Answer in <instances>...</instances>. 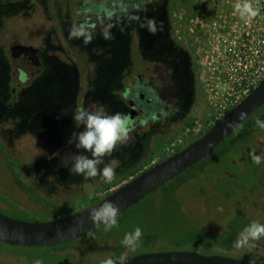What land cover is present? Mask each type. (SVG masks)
<instances>
[{"label": "rangeland", "instance_id": "374dc122", "mask_svg": "<svg viewBox=\"0 0 264 264\" xmlns=\"http://www.w3.org/2000/svg\"><path fill=\"white\" fill-rule=\"evenodd\" d=\"M4 2L0 0V10L2 5L12 10L20 6V4L8 6ZM66 4L65 8L62 5L55 6L56 13L63 10L69 12L72 5ZM16 25L21 27L23 33H27L23 38L28 39L34 36L28 25L22 26L18 23ZM90 34L93 38L96 37L95 40L93 39L94 43L105 40L106 53L101 58L103 63L101 71L90 72L87 61L79 66L78 78L62 77L61 74H57L60 72L56 71L55 74L51 68L52 65L45 62L41 75L25 85H18L8 78H3V73L0 72V109L4 115L11 117L20 115L16 128L24 133L15 144L20 147H29L26 151L27 157L23 159H28L32 144L41 143L39 137L47 133H55L57 126H61V130H67L73 123L68 88L78 85L81 93L86 94L89 91L98 98L111 101L121 72L120 67H125L124 35L117 38L103 29H96ZM77 38L84 45L88 44L95 48V44L90 41L89 33L84 31ZM197 58V79L201 89L198 110L192 114L190 121L173 130H168L166 126H153L151 131L148 130V138L124 145L121 152H127L126 159L116 167L117 171L124 169V174L102 186L101 190L123 184L146 166L172 154L201 136L216 121L211 118L214 110L207 114L202 112L205 109L202 83L205 85L210 78L208 74L213 75V70L217 71L221 68L219 65L222 59L218 56L217 63L215 59L210 60V57L197 56ZM230 61L229 65L234 67V61L237 60L230 57ZM216 65L219 68H214ZM208 66H211L209 70L206 69ZM203 68L206 69L205 72ZM202 78L204 81H201ZM59 85H62L63 89ZM11 86L15 88V91L11 89ZM218 87L222 89L220 85ZM18 101L22 106L27 102L29 105L32 104L33 109L31 108L26 114L22 108L18 111V107L16 108ZM57 104L59 106L53 109ZM110 104L112 105L113 102ZM44 106H47L50 111L48 115L39 111ZM62 109H67L69 114L62 115ZM257 120H264V109L247 118L237 132L234 130V135L225 144L221 147L217 146L207 156L206 162L197 164L188 171L190 178H177L174 181L177 183L176 190L169 195L170 197H165L161 193L172 186L171 183H167L160 190L156 189L159 192L149 193L143 206L137 203L120 213L119 228L105 231L104 226L100 225L69 244L56 246L10 245L0 241V264H102L108 258L118 260L121 256L126 257L146 250L166 249L224 253L264 262V239L256 242V247L251 250L233 246L238 234L252 221L264 223V129L257 127ZM1 139L6 141L9 139L11 144L8 134L0 135ZM11 148L12 146L8 144L7 149L11 150ZM253 149L262 157L259 165L254 164L249 155ZM5 150L0 145V207L3 208L0 209L2 212L28 220H44L47 216V211L43 212L45 203L49 205L51 211L56 212L55 214H60L62 211H69L89 202V200H78L83 192L87 191L86 187L84 190L81 187L91 186L82 182L83 185L73 184V189L69 188L67 192L63 191L60 194L61 207H52L54 205L51 203L52 198L47 200L41 189L33 187L29 180L27 181V174L9 162L11 157L5 155ZM16 156L18 157L19 154ZM145 159L147 160L141 163ZM134 164L137 165L133 166ZM137 226L143 230V236L147 238L141 240L140 246L134 251L127 250L122 246L121 241L125 233L133 231Z\"/></svg>", "mask_w": 264, "mask_h": 264}, {"label": "flooded vegetation", "instance_id": "af4514ba", "mask_svg": "<svg viewBox=\"0 0 264 264\" xmlns=\"http://www.w3.org/2000/svg\"><path fill=\"white\" fill-rule=\"evenodd\" d=\"M4 1L8 6L14 4L20 6L12 10L2 5L0 10V72L3 73V78H8L18 85L29 84L37 79L44 71L45 62L52 65L55 74L60 72L57 74H61L62 77L78 78L79 66L87 61L90 72L101 71L103 64L101 58L106 53L105 40L94 43L93 39L96 37L93 38L90 33L96 29H103L117 38L124 35L125 67H120L121 72L111 101L98 98L89 91L86 94L81 93L78 85L68 88L72 110L77 107L103 108L108 113L120 112L127 117L130 122V135L124 145L148 138V130L151 131L153 126H166L168 130H173L190 121L192 114L198 110L201 97L200 83L197 79V56L203 52L204 55L209 54L210 60L213 61L215 49L224 51L226 47V43L219 45L215 40L219 39L220 35L229 34L235 18L242 20L235 7L242 0ZM66 3L71 4L72 9L69 12L63 10L56 13L54 7L62 5L65 8ZM151 19L163 21L162 31H157L155 35L147 28ZM17 23L31 27L34 38L28 36L26 37L28 39L23 38L27 33H23ZM84 31L89 33L90 41L95 44V48L88 44L84 45L77 38ZM70 33L76 35L72 36ZM75 81L77 82V79ZM11 89L15 91L12 86ZM203 103L205 109L202 112L204 114L211 112L212 107L204 101ZM23 105L18 101L17 110L22 108L26 111L22 112L26 114L33 109L32 104L29 105L28 102ZM58 106L55 105L53 109ZM39 111L46 115L50 112L47 106ZM16 116L4 115L0 109V135L8 134L11 138V144L9 139L7 141L1 139L0 145L3 150L7 149L8 144L12 146L11 150H5V155L11 157L9 162L24 170L27 181L29 180L33 187L41 189L47 200L52 198L51 203H54L52 207H61L60 194L63 191L67 192L69 188L73 189V184L91 185L81 187L82 190L86 187L87 191L83 192L78 200H89L85 205L55 214L56 212L51 211L49 205L45 203L43 212L47 211L46 219L82 209L114 190L109 191V187L101 190L108 182L100 177L85 180L83 176L71 173L69 168L61 163L62 157L69 152L92 158L91 153L82 149L77 150L74 143L71 145L68 143L74 131L84 130L83 125L77 128L73 121L71 125L74 127L70 125L67 130H61V126H57V132L39 137L41 143L32 144L31 154L28 159H23L27 157L26 151L29 147L15 144L24 133L16 128L20 115ZM124 145L119 146L112 157H105V162L115 158L119 162L118 165L123 163L127 156V152H121ZM124 172V169L116 170L115 178Z\"/></svg>", "mask_w": 264, "mask_h": 264}, {"label": "water", "instance_id": "95a60500", "mask_svg": "<svg viewBox=\"0 0 264 264\" xmlns=\"http://www.w3.org/2000/svg\"><path fill=\"white\" fill-rule=\"evenodd\" d=\"M263 104L264 76L256 87L217 119L201 136L142 170L100 200L74 212L44 220L13 217L0 210V241L11 245L55 246L82 237L100 226L93 224L89 219L91 209L110 200L119 206L120 213L127 210L213 152ZM114 261L115 264H120V259ZM126 264H264V262L224 253L166 249L148 250L128 255Z\"/></svg>", "mask_w": 264, "mask_h": 264}, {"label": "clouds", "instance_id": "9594fccd", "mask_svg": "<svg viewBox=\"0 0 264 264\" xmlns=\"http://www.w3.org/2000/svg\"><path fill=\"white\" fill-rule=\"evenodd\" d=\"M235 7L245 22L260 14V9L253 6L252 0H242ZM147 28L151 34L155 35L157 31H162L163 21L157 22L151 19ZM70 35L75 36L76 34L70 33ZM61 114L68 115L69 111L62 109ZM71 114L76 127L79 128L83 125L84 130L74 131L68 143L70 145L74 143L77 150L82 149L91 153L92 158L69 152L62 157V165L68 167L71 173L83 176L85 180L100 177L105 182L111 183L115 178L119 162L115 158L105 162V157H112L119 146L127 143L130 135L129 120L120 112L111 114L103 108L77 107L71 111ZM256 125L264 129V120H257ZM249 155L254 164L259 165L262 162V157L257 155L254 149ZM119 213V206L107 200L89 211V219L95 225L102 224L105 231H111L114 228H119ZM142 238L143 230L137 226L133 231L125 233L121 244L125 249L134 251L140 246ZM261 239H264V223L252 221L238 234L233 246L238 249L248 248L251 250ZM102 264H115V261L108 258ZM120 264H126V257L121 256Z\"/></svg>", "mask_w": 264, "mask_h": 264}, {"label": "built area", "instance_id": "2783aa9c", "mask_svg": "<svg viewBox=\"0 0 264 264\" xmlns=\"http://www.w3.org/2000/svg\"><path fill=\"white\" fill-rule=\"evenodd\" d=\"M252 3L254 7L260 9V14L248 22L235 18L229 34L220 35L219 39L215 40L219 45L226 43L224 51L218 48L214 51L215 61L219 62L218 56L222 59L219 65L221 68L213 70L215 77L208 74L210 78L205 85L202 83L203 101L214 110L211 118L215 120L243 99L264 76V0H252ZM198 56L210 57L203 52ZM230 57L237 60L234 61V67L229 65ZM219 66L216 65L214 68L217 69ZM210 68L211 66L206 67L208 70ZM206 69L203 68L204 72ZM202 80L204 81V78ZM219 85L222 89H219ZM117 187L118 185L110 186L108 190Z\"/></svg>", "mask_w": 264, "mask_h": 264}, {"label": "trees", "instance_id": "16d2710c", "mask_svg": "<svg viewBox=\"0 0 264 264\" xmlns=\"http://www.w3.org/2000/svg\"><path fill=\"white\" fill-rule=\"evenodd\" d=\"M264 109V104H263V106L262 107H260L256 112H259V111H261V110H263ZM255 112V113H256ZM242 125V124H241ZM241 125L238 127V128H236L235 130H236V132L238 131V129H240L241 128ZM235 132V133H236ZM232 135H234L233 133L231 134V135H229L222 143H220L218 146L219 147H221L223 144H225L231 137H232ZM238 141V140H237ZM236 141V142H237ZM235 143V142H234ZM240 146H242L241 144H240ZM239 152H240V150H239ZM208 156V155H207ZM207 156L205 157V158H203L200 162H198V163H196V164H194L192 167H189L187 170H185V171H183L182 173H180V174H178V175H176L174 178H172V179H170L169 181H167L165 184H163L162 186H160V187H158L157 189H161V187H163L164 185H166L167 183H171L172 184V186L170 187V188H168V189H166V190H164V191H162L161 193H163V196H167V197H170L169 195H172V193L176 190V186H177V183H175L174 181L177 179V178H190L191 176H190V172L189 173H187L188 171H191V169L193 168V167H195L197 164H200V163H203V162H206L207 160ZM156 192H159L158 190H155ZM157 194V193H156ZM148 197L147 196H145V198H143V199H141L138 203V205H140V206H143V204H144V202H145V200L147 199ZM137 204V203H136ZM147 237L144 235L143 236V238H142V240H145ZM71 242V241H70ZM70 242H66V243H62V244H69ZM58 245H60V244H58ZM56 246V245H55Z\"/></svg>", "mask_w": 264, "mask_h": 264}]
</instances>
